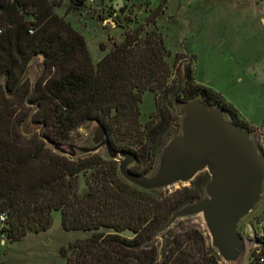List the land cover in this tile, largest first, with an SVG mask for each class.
Instances as JSON below:
<instances>
[{"label": "trees", "instance_id": "16d2710c", "mask_svg": "<svg viewBox=\"0 0 264 264\" xmlns=\"http://www.w3.org/2000/svg\"><path fill=\"white\" fill-rule=\"evenodd\" d=\"M165 4L150 9L143 24L129 26L94 66L84 37L56 14L62 0H0V215L8 241L46 231L58 211L63 230L91 233L60 250L64 264H220L205 232L197 239L195 231H162L174 211L205 197L207 173L166 194L129 183L109 156L71 157L65 150L73 130L93 123L112 153L133 158L127 171L146 177L167 144L174 108L193 102L217 107L238 129L255 131L219 93L195 82L193 55L167 62L156 24ZM119 15L116 26L133 24L126 6ZM145 91L154 95L156 111L142 126ZM260 258L264 240L250 264Z\"/></svg>", "mask_w": 264, "mask_h": 264}, {"label": "rangeland", "instance_id": "374dc122", "mask_svg": "<svg viewBox=\"0 0 264 264\" xmlns=\"http://www.w3.org/2000/svg\"><path fill=\"white\" fill-rule=\"evenodd\" d=\"M99 1L97 4L78 7L72 5L71 0H62L61 7L56 9V14L64 17L65 21L69 22L73 29L84 37L94 66L112 49L113 44H119L122 41V33L129 30V26L135 28L137 25L143 24L150 9L162 2V0H125L127 12H129L133 24L127 25L123 23L121 26L112 28L109 25L103 26L99 19L108 16L111 2L110 0H104V6L101 8ZM98 5L99 7H97ZM261 16H264V1L263 3H257L255 0H166L165 10L156 20L157 27L164 36L165 48L170 53V57L167 60L169 64H172L174 56L178 54L193 55L196 65L197 58L193 54V50L200 54L202 47L208 45V47H212V51L219 57L218 61L221 63L217 65L219 70H216L215 74L208 76L199 70L196 80L206 81V83L214 87L215 91H220L222 95L225 94L226 97L230 96L231 99L233 98L239 103L241 111L248 115L253 123L257 125L255 127L258 128L264 125V75L262 71L258 70L255 74H250L248 77L241 74L243 82L238 87L234 81L240 77V74L233 76L230 71L232 64H234L230 42L237 35L235 32L237 29L236 23H246V27H249L247 33L250 38L255 39L260 45L262 53H264V25L259 21ZM145 28L151 29V26H146ZM101 44L105 50L100 49ZM204 52L210 54L208 55L209 57L213 54L209 49ZM35 74L36 70L32 68L29 72L30 78H33ZM180 108H174L173 122L165 139L167 143L173 137L183 134L182 129L186 121V115L181 113ZM139 109V121L143 126L156 111L154 95L150 91H145L142 94ZM224 120L229 122L225 117ZM94 126L93 123L85 122L71 132L65 145L68 156L75 157L81 154L80 157H84L87 153H83L79 149H89L96 146L93 140L96 130ZM249 137L251 138V135ZM90 154H97L103 158L108 156L104 147ZM161 157L162 153L158 163L146 177H151L156 173L161 164ZM118 161L119 158L116 159V167L118 166ZM201 173L207 172L202 171ZM85 178L86 174L79 177L81 192L85 189ZM183 187H190V182L176 183L158 190L169 194ZM263 207L264 176L261 183V198L259 202L237 224V234L239 236L238 230H242L244 224L252 223L255 224V228H258V224L264 221L260 218ZM51 217V226L46 231L37 234H27L17 241H8L5 238V242L2 244L3 236L0 232V264H64L60 250L76 240L88 239L91 235L90 232L82 230H63L58 211L52 212ZM169 231L171 236L182 232L195 231L194 236L197 239H199L198 234L203 232L208 235L205 222L200 214L177 219L170 226ZM164 234L165 232H162L157 237L161 245L165 242ZM203 237H205L204 233ZM206 243L207 241L205 246ZM209 243L211 245L210 238ZM250 247V244L245 246L243 254L239 256L236 262L226 263L220 258L219 263L250 264L252 262ZM203 249L204 244L202 245L198 241L195 245V250L200 253Z\"/></svg>", "mask_w": 264, "mask_h": 264}, {"label": "water", "instance_id": "95a60500", "mask_svg": "<svg viewBox=\"0 0 264 264\" xmlns=\"http://www.w3.org/2000/svg\"><path fill=\"white\" fill-rule=\"evenodd\" d=\"M103 5L104 0H100V6ZM122 6L123 0L112 3L115 11ZM180 111L186 115L183 134L166 144L161 164L151 177L129 173L127 167L133 163V158L125 153H112L98 128L93 139L96 146L79 150L90 154L104 147L110 158H119L120 175L144 190L187 183L206 171L209 182L204 188L205 197L174 211L162 231L179 218L202 214L211 246L224 262L234 263L244 252L237 224L261 198L264 160L248 133L226 122L219 108L193 102L181 107Z\"/></svg>", "mask_w": 264, "mask_h": 264}, {"label": "crops", "instance_id": "0c3cea01", "mask_svg": "<svg viewBox=\"0 0 264 264\" xmlns=\"http://www.w3.org/2000/svg\"><path fill=\"white\" fill-rule=\"evenodd\" d=\"M257 3H263V1L255 0ZM155 7V5L153 6ZM260 23L264 25V16H261L259 18ZM237 29L235 30L236 36L235 38L230 42V46H232V54L234 56L233 62L230 71L232 72V75L237 76V74L240 76L235 79L236 85L240 87L243 82V78H241V74L248 77L250 74H255L258 71H262L264 75V53H262L260 49V45L255 41V39L250 38V35L247 33L249 30V27H246V23H236ZM238 30V31H237ZM224 42V41H222ZM209 46V45H208ZM204 46L202 47V52L198 54L196 51L193 50V54L196 56L197 61L195 65V82L197 84H202V86L205 85L207 88L214 90V87L212 85H209L208 83L203 81H197L196 75L201 70L204 75H213L216 73V70L218 71L219 68L217 65L221 64L218 60L219 57L215 55V53L212 51V47ZM206 49H209L212 54V56H208L210 54H206L204 51ZM221 73V72H220ZM219 73V74H220ZM230 73V72H229ZM233 85H235L233 83ZM235 85V87H236ZM263 88H264V81H263ZM217 92V91H215ZM219 93L224 100L229 103L231 106H233L237 112L240 114L241 118L249 125L255 127V123L251 120V118L243 113L240 109V105L238 102H236L233 98L231 99L230 96H227L225 94L222 95V92ZM5 242V239H4Z\"/></svg>", "mask_w": 264, "mask_h": 264}, {"label": "built area", "instance_id": "2783aa9c", "mask_svg": "<svg viewBox=\"0 0 264 264\" xmlns=\"http://www.w3.org/2000/svg\"><path fill=\"white\" fill-rule=\"evenodd\" d=\"M77 1L81 5H93V4H97V2H98V0H77ZM115 1L116 0H110L111 5L109 6L108 16L105 18H99L103 26L109 25L112 28L116 27L115 19L120 16L119 15L120 9L118 11L113 10L112 3ZM200 1H203V0H200ZM99 3H100V1H99ZM123 6H126L125 0H123ZM97 7H99V5ZM127 11H128V9H127ZM254 128H255V131L248 133V136L251 135V138L249 137V139L252 141V143L254 142V144H256V146H257L256 149H257L258 153L263 158L264 157V125L261 126L260 128H258V127H254ZM263 160H264V158H263ZM5 219H6L5 214H1L0 215V232H1V228L5 226ZM254 226H255V224L247 223V224H244L242 230H240V231L238 230L241 238L243 239L244 250H245V246L247 244L251 245V247H250L251 258L253 255H255V256L259 255L260 242L264 240V221H262L258 224V228H255ZM241 231H242V233H241ZM1 235L3 236L1 243L4 244L5 235H4V233H1ZM247 250L249 251V249H247ZM259 263H264V260L260 258Z\"/></svg>", "mask_w": 264, "mask_h": 264}, {"label": "bare ground", "instance_id": "6f19581e", "mask_svg": "<svg viewBox=\"0 0 264 264\" xmlns=\"http://www.w3.org/2000/svg\"><path fill=\"white\" fill-rule=\"evenodd\" d=\"M202 216V214H200Z\"/></svg>", "mask_w": 264, "mask_h": 264}]
</instances>
